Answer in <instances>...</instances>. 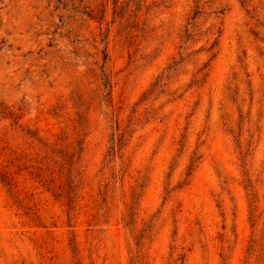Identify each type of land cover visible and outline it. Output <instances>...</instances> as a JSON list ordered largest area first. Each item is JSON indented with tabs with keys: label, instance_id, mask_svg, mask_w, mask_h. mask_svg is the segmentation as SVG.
I'll list each match as a JSON object with an SVG mask.
<instances>
[{
	"label": "rangeland",
	"instance_id": "obj_1",
	"mask_svg": "<svg viewBox=\"0 0 264 264\" xmlns=\"http://www.w3.org/2000/svg\"><path fill=\"white\" fill-rule=\"evenodd\" d=\"M0 264H264V0H0Z\"/></svg>",
	"mask_w": 264,
	"mask_h": 264
},
{
	"label": "trees",
	"instance_id": "obj_2",
	"mask_svg": "<svg viewBox=\"0 0 264 264\" xmlns=\"http://www.w3.org/2000/svg\"><path fill=\"white\" fill-rule=\"evenodd\" d=\"M66 194H67L66 195L67 196L66 198H68V200H70V198H72L74 196V191L73 190H70Z\"/></svg>",
	"mask_w": 264,
	"mask_h": 264
}]
</instances>
